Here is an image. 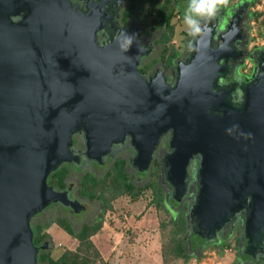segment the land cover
<instances>
[{
    "label": "water",
    "instance_id": "obj_1",
    "mask_svg": "<svg viewBox=\"0 0 264 264\" xmlns=\"http://www.w3.org/2000/svg\"><path fill=\"white\" fill-rule=\"evenodd\" d=\"M88 9L0 0V264H36L31 217L51 204L73 208L47 178L63 163L79 165L72 136L80 130L83 155L94 160L127 134L150 157L169 131L170 176L182 181L189 160L200 158L194 227L216 229L247 197L251 220L264 219V77L243 87V107L234 105V88L217 81L235 53L224 37L213 48L208 31L191 40L174 88L151 87L136 71L138 49L121 48L125 31L96 43L107 15L103 4Z\"/></svg>",
    "mask_w": 264,
    "mask_h": 264
},
{
    "label": "flooded vegetation",
    "instance_id": "obj_2",
    "mask_svg": "<svg viewBox=\"0 0 264 264\" xmlns=\"http://www.w3.org/2000/svg\"><path fill=\"white\" fill-rule=\"evenodd\" d=\"M66 1L72 9L83 15L89 11L88 6L103 4L107 19L104 21L103 30L97 32L96 43L111 41L117 31L134 35L133 44L138 49L136 71L139 76L149 82L151 87L162 89L175 87L176 67L180 62L187 61L190 55L191 37L184 42L182 52L172 54L165 42L169 38L168 34L159 32L161 30L155 28L147 31L145 24L133 15L124 17L130 7V0ZM245 7L239 5L223 8L217 19L211 22L209 31L213 48H216L219 40L224 37L228 47L235 53L226 61L228 70L218 79L217 86L225 89L234 88L232 103L238 107L244 105V100L241 98L243 87L250 82L256 85L264 77L260 70V64L264 59V46L251 52L248 50L249 32ZM245 61H249L251 65L248 71L243 73L241 69ZM132 138L127 134L124 140L113 143L105 157L94 160L87 159L83 155L85 154L84 132L80 130L72 136V149L83 156L79 165L63 163L57 171L48 176L47 183L57 191H67L68 199L74 202L73 208L51 204L31 217L33 244L38 250L36 264H69L68 254L71 252L61 243L58 246L62 248L63 254L55 257L57 247L51 237L53 231L59 229L70 239L74 238L82 244L80 235L85 229H99L102 226L109 207L108 202L104 200V196L100 197V194L89 193L83 181L87 176H91L97 183L102 182L116 166H121L124 177L133 185L135 191H141L139 186L141 188L155 186L161 192L166 210L176 215H186L187 219H184L186 230L182 239L185 252L190 258L200 259L205 250L225 246L229 247L233 257L231 264H264V219L251 220L253 218L250 215V197H247L216 229L206 232L194 227L192 210L196 204L200 182L197 173L200 158L189 160L182 181L178 182L169 175L171 168L169 160L174 151L171 147L172 136L169 131L154 139L150 157L147 154L150 147L144 149L142 142L134 143ZM181 182H184V191L177 199L173 186L182 184Z\"/></svg>",
    "mask_w": 264,
    "mask_h": 264
},
{
    "label": "rangeland",
    "instance_id": "obj_3",
    "mask_svg": "<svg viewBox=\"0 0 264 264\" xmlns=\"http://www.w3.org/2000/svg\"><path fill=\"white\" fill-rule=\"evenodd\" d=\"M240 1L229 0L227 8L236 6ZM188 2L189 0H178L175 11L179 18L174 17L172 20L171 35L163 26L159 16L156 13L150 14L153 7H161L165 0H159L157 5L154 0H135L136 12L133 17L143 22L147 31L155 28V30H161H158L159 32L168 34L169 38L165 41L168 50L172 54H177L182 52L184 42L190 37L183 20ZM246 9H248L245 14L249 32L248 50L251 52L264 46V0H253ZM250 65L249 61H245L242 72H247ZM111 181L112 176L106 181L107 183L103 181L97 183L91 176H87L83 183L86 190L95 195L100 194L103 187H106L103 195L108 198L114 186L113 183L109 184ZM139 188L140 195L135 198L125 194L108 201L109 207L102 226L89 235L84 242L82 241V244L74 238L70 239L59 229L52 230L51 237L57 247L55 257L63 254L62 248L58 246L61 243L71 253L78 255L79 263L87 258L93 264H231L233 257L229 247L225 246L207 249L200 259L196 260L194 258L187 261L173 259L168 253L164 257L162 249L170 242L171 234L175 230L173 221L177 217L174 213L169 214L165 207L160 208L155 205L152 200L153 188L145 189L141 186ZM181 217L187 219L186 215ZM59 224L62 226L61 223ZM181 236H184V233Z\"/></svg>",
    "mask_w": 264,
    "mask_h": 264
},
{
    "label": "trees",
    "instance_id": "obj_4",
    "mask_svg": "<svg viewBox=\"0 0 264 264\" xmlns=\"http://www.w3.org/2000/svg\"><path fill=\"white\" fill-rule=\"evenodd\" d=\"M134 1L135 0H130V7L129 9L126 11V16H124L125 18L127 16L130 15H134L135 11V6H134ZM251 1L253 0H241L239 2V4H236V6L233 7H237V6H242L245 5V9L247 8L248 5H250ZM142 2V1H141ZM154 2H156L155 5L158 4L159 0H154ZM143 3V2H142ZM178 4V0H165V3H163V5L159 8H152V10L150 11V14L155 12L159 18L162 21L163 26L165 27V29L168 31V33L171 35L172 34V30H173V24H172V20L173 18L177 17L178 15L176 14L175 11V6ZM141 9V8H139ZM248 10V9H247ZM112 176V181L109 182L113 183V189H112V193L110 194V196L108 198L104 200L105 201H109V200H113L116 197L120 196V195H129L131 197H136L137 195H140L139 193L141 191H135L134 187L132 184H130L127 179L124 177V174L122 173V168L121 166H116L109 174H107V176H105V178L103 179V182L107 183L106 181L111 178ZM147 188H153V192H154V197L152 198L153 202L155 203V205L157 207H165L164 206V202L161 196V192L159 191V189H157L155 186L149 185L147 186ZM145 187V189H147ZM106 189V187H103V189L101 190L100 193V197L104 196V190ZM166 209V208H165ZM169 214H171V212H169V210H167ZM177 219L175 221H173V225L175 226V230L172 232L171 234V239L170 242L165 245L162 249V254L165 257V254L167 255V253L170 255V257H173V259H178V260H183V261H187L188 259H190V256H188L185 252V247H184V240L182 239V234L185 232L186 230V223L183 217H181L180 215H176ZM174 216V217H175ZM97 228H92V229H85L83 234L80 235V240H82L83 242L89 237V235H91L92 233H94V231ZM221 246L218 247H212L215 249H218ZM80 250V248H79ZM87 251V249H86ZM69 255V264H93V262L91 260H87V258L83 259L80 263L77 260L78 255L77 254H73L70 253Z\"/></svg>",
    "mask_w": 264,
    "mask_h": 264
},
{
    "label": "clouds",
    "instance_id": "obj_5",
    "mask_svg": "<svg viewBox=\"0 0 264 264\" xmlns=\"http://www.w3.org/2000/svg\"><path fill=\"white\" fill-rule=\"evenodd\" d=\"M228 4L229 0H189L184 11L183 20L191 40L193 39L195 42H198L197 38H203L206 33L210 31L211 22L217 19L220 11L226 8ZM153 13L155 14V12ZM177 18H179V16H177ZM190 37H188V39ZM118 39L127 43V48H125L123 44H121V48L124 51H128L135 36L121 33ZM191 43L192 42H190V45Z\"/></svg>",
    "mask_w": 264,
    "mask_h": 264
}]
</instances>
